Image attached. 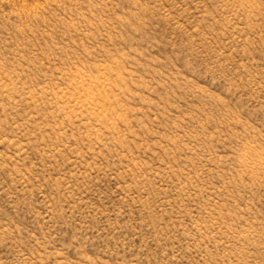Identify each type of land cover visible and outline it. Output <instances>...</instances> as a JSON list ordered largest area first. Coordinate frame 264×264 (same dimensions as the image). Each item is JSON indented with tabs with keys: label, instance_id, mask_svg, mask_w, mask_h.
I'll list each match as a JSON object with an SVG mask.
<instances>
[{
	"label": "rangeland",
	"instance_id": "1",
	"mask_svg": "<svg viewBox=\"0 0 264 264\" xmlns=\"http://www.w3.org/2000/svg\"><path fill=\"white\" fill-rule=\"evenodd\" d=\"M0 264H264V0H0Z\"/></svg>",
	"mask_w": 264,
	"mask_h": 264
}]
</instances>
